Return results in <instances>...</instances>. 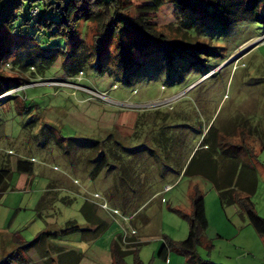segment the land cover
I'll use <instances>...</instances> for the list:
<instances>
[{
    "label": "rangeland",
    "instance_id": "374dc122",
    "mask_svg": "<svg viewBox=\"0 0 264 264\" xmlns=\"http://www.w3.org/2000/svg\"><path fill=\"white\" fill-rule=\"evenodd\" d=\"M179 17L174 6L166 3L156 19L162 31L177 38ZM206 26L205 41L196 52L172 61L157 53L140 59L136 71L128 73L102 74L89 68L70 80L60 60L43 76L15 68L23 52L13 49L3 72L22 85L0 97L8 101L0 106V162L9 158L13 172L11 189L0 200V264H25L23 259L28 264H46L48 258H56L53 252L43 257L42 247L27 251L24 246L41 233L65 231L71 221L91 229L82 213L86 201L97 207L108 225L106 231L94 240L87 235L83 239L80 233L60 237L52 245L80 251L81 264H111L113 241L134 229L143 244L142 262L168 264L159 254L168 240L187 239L189 222L181 213H192L194 186L205 196L210 220L198 256L215 264H264V239L249 226L240 208H222L208 180L181 174L209 125L221 128L247 113L264 120V23L238 22L224 28L209 22ZM94 28L87 29L89 45ZM24 37L17 31L11 40L18 45L26 41ZM155 111L160 112L156 120ZM164 127L170 128L165 136L175 139L166 150L158 146ZM109 136L122 147L119 155L134 184L126 185L137 193L121 194L119 201L112 199L114 190H126L118 180L119 166L111 161L115 169L91 178L97 163L87 160L96 153L93 145ZM22 159L34 163L32 176L16 171ZM255 166L259 184L253 202L264 218V151ZM50 188L54 190L47 204L40 206ZM126 198L132 199L130 210L124 209ZM134 209L138 211L132 216ZM168 260L190 264L175 251L169 252ZM126 261L133 264L134 258Z\"/></svg>",
    "mask_w": 264,
    "mask_h": 264
},
{
    "label": "trees",
    "instance_id": "16d2710c",
    "mask_svg": "<svg viewBox=\"0 0 264 264\" xmlns=\"http://www.w3.org/2000/svg\"><path fill=\"white\" fill-rule=\"evenodd\" d=\"M139 2L142 4H137ZM166 3H171L180 15L175 25L177 38L162 31L157 23L156 16ZM209 22L224 28L238 22L264 23V0H0V97L22 85L3 72L13 49L17 51L19 48L23 52L18 56L19 61L14 62L15 68L35 70V74L42 76L58 60L68 80L78 78L89 68L102 74H112L116 70L128 73L136 71L141 60L157 53H164L166 60L172 61L187 52L198 51L205 41L203 29ZM89 26L95 27L92 45L85 40ZM17 31L26 38L18 45L11 40ZM6 102L0 100V106ZM154 114V120L159 118V111ZM257 117L255 113L238 114L227 126L217 128L214 123L209 125L181 174L183 178L208 180L218 193L221 207L238 206L249 226L264 239V218L258 214L253 202L259 184L255 163L259 152L264 151V120ZM162 118L166 119L167 115ZM169 130L168 127L162 128L158 139V146L165 150L170 141L175 140L165 136ZM121 148L113 136H109L94 144L92 149L96 153L87 156V160L97 163L91 178L99 177L109 168L115 169L111 167V161L122 170L118 180L126 190H114V201H119L121 194H129L133 190L126 185V182L130 183L131 171L123 166V158L119 155ZM16 171L30 177L34 173V163L18 160ZM12 175L10 159L7 158L0 162V200L11 189ZM53 190L50 188L45 192L40 206L47 204ZM191 200V215L178 211L189 222L187 239L182 242L168 240L159 257L167 261L169 252L175 251L190 264H215L198 256V246L207 233L209 222L205 196L197 186L193 187ZM131 201V198L123 200L125 210L132 209ZM137 211L134 209L131 215ZM82 213L91 229H82L71 221L65 231L41 233L38 239L25 244L24 248L37 251L42 247L45 258L53 252L56 258H48L46 264H81L84 255L80 251L54 246L51 242L76 233L83 234V239L87 235L88 240H94L106 231L108 225L100 218L93 203L86 201ZM142 245L137 234L128 231L119 234L111 245V264H127L129 256L134 258L133 264H144L140 259ZM21 263L28 264V260L23 259Z\"/></svg>",
    "mask_w": 264,
    "mask_h": 264
},
{
    "label": "crops",
    "instance_id": "0c3cea01",
    "mask_svg": "<svg viewBox=\"0 0 264 264\" xmlns=\"http://www.w3.org/2000/svg\"><path fill=\"white\" fill-rule=\"evenodd\" d=\"M23 175V174H22ZM25 176H27V175H25ZM27 183H28V179H27ZM172 187V185L171 186H168V188H171ZM208 206L206 205V213H207V218H208V220H209V213H208ZM209 223H210V220H209ZM139 236V235H138ZM140 238H141V236H140ZM168 264H169V262H168Z\"/></svg>",
    "mask_w": 264,
    "mask_h": 264
},
{
    "label": "built area",
    "instance_id": "2783aa9c",
    "mask_svg": "<svg viewBox=\"0 0 264 264\" xmlns=\"http://www.w3.org/2000/svg\"><path fill=\"white\" fill-rule=\"evenodd\" d=\"M169 190H170V188H167V189H166V191H169ZM103 208H107V205L104 204V205H103ZM132 232L135 233V231H132ZM167 262H169V260H167Z\"/></svg>",
    "mask_w": 264,
    "mask_h": 264
},
{
    "label": "clouds",
    "instance_id": "9594fccd",
    "mask_svg": "<svg viewBox=\"0 0 264 264\" xmlns=\"http://www.w3.org/2000/svg\"><path fill=\"white\" fill-rule=\"evenodd\" d=\"M167 188H168V187H167ZM167 188H166V189H167ZM171 188H172V187H171ZM171 188H170V189H171ZM132 231H135V233H133ZM132 231H130L129 233H130V234H137V231H136V230L133 229Z\"/></svg>",
    "mask_w": 264,
    "mask_h": 264
}]
</instances>
